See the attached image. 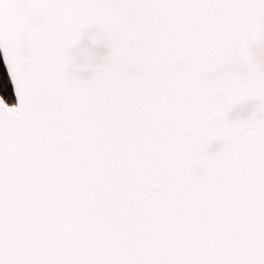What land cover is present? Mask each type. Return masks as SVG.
<instances>
[{
  "label": "snow or ice",
  "instance_id": "obj_1",
  "mask_svg": "<svg viewBox=\"0 0 264 264\" xmlns=\"http://www.w3.org/2000/svg\"><path fill=\"white\" fill-rule=\"evenodd\" d=\"M0 264H264V0H0Z\"/></svg>",
  "mask_w": 264,
  "mask_h": 264
},
{
  "label": "trees",
  "instance_id": "obj_2",
  "mask_svg": "<svg viewBox=\"0 0 264 264\" xmlns=\"http://www.w3.org/2000/svg\"><path fill=\"white\" fill-rule=\"evenodd\" d=\"M0 72H4V74L6 75V70H4V66H3V62L1 60V57H0Z\"/></svg>",
  "mask_w": 264,
  "mask_h": 264
},
{
  "label": "water",
  "instance_id": "obj_3",
  "mask_svg": "<svg viewBox=\"0 0 264 264\" xmlns=\"http://www.w3.org/2000/svg\"><path fill=\"white\" fill-rule=\"evenodd\" d=\"M0 57H1V60H2V62H3V66H4V61H3L2 53H0ZM4 70H6L5 67H4Z\"/></svg>",
  "mask_w": 264,
  "mask_h": 264
}]
</instances>
